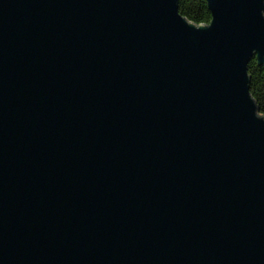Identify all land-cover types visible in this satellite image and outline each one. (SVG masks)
<instances>
[{
  "label": "water",
  "instance_id": "obj_1",
  "mask_svg": "<svg viewBox=\"0 0 264 264\" xmlns=\"http://www.w3.org/2000/svg\"><path fill=\"white\" fill-rule=\"evenodd\" d=\"M0 0V264H264V0Z\"/></svg>",
  "mask_w": 264,
  "mask_h": 264
},
{
  "label": "trees",
  "instance_id": "obj_2",
  "mask_svg": "<svg viewBox=\"0 0 264 264\" xmlns=\"http://www.w3.org/2000/svg\"><path fill=\"white\" fill-rule=\"evenodd\" d=\"M179 12L197 25L209 24L212 18L207 0H179ZM248 73L251 77L250 92L264 117V65L254 57L249 62Z\"/></svg>",
  "mask_w": 264,
  "mask_h": 264
}]
</instances>
